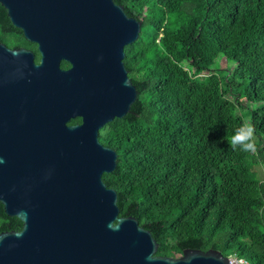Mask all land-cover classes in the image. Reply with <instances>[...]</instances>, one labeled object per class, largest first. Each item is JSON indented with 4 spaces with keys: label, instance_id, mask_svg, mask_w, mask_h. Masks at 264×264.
Segmentation results:
<instances>
[{
    "label": "trees",
    "instance_id": "trees-1",
    "mask_svg": "<svg viewBox=\"0 0 264 264\" xmlns=\"http://www.w3.org/2000/svg\"><path fill=\"white\" fill-rule=\"evenodd\" d=\"M115 1L143 22L124 57L138 98L100 131L118 153L103 178L120 216L152 231L158 255L212 248L264 264V0ZM12 25L0 3V34ZM245 123L249 152L230 144ZM22 227L0 202V233Z\"/></svg>",
    "mask_w": 264,
    "mask_h": 264
},
{
    "label": "water",
    "instance_id": "water-1",
    "mask_svg": "<svg viewBox=\"0 0 264 264\" xmlns=\"http://www.w3.org/2000/svg\"><path fill=\"white\" fill-rule=\"evenodd\" d=\"M0 3L41 55L0 42V202L23 222L0 233V264H231L212 248L158 255L103 178L118 153L100 131L139 94L124 57L142 20L115 0Z\"/></svg>",
    "mask_w": 264,
    "mask_h": 264
},
{
    "label": "flooded vegetation",
    "instance_id": "flooded-vegetation-1",
    "mask_svg": "<svg viewBox=\"0 0 264 264\" xmlns=\"http://www.w3.org/2000/svg\"><path fill=\"white\" fill-rule=\"evenodd\" d=\"M15 29H18V31H7L5 33H1L0 35L3 37L4 40H0V42L4 43L6 46H8L11 49H29L32 50L35 54V62L40 63V52L38 49V44L35 42L29 41L24 32L16 27L15 25H12ZM14 36L22 37V40H15ZM25 40V41H24ZM71 67V64L69 63L68 67H65V69H68ZM71 124V123H70Z\"/></svg>",
    "mask_w": 264,
    "mask_h": 264
},
{
    "label": "clouds",
    "instance_id": "clouds-1",
    "mask_svg": "<svg viewBox=\"0 0 264 264\" xmlns=\"http://www.w3.org/2000/svg\"><path fill=\"white\" fill-rule=\"evenodd\" d=\"M254 129L250 123H245L236 128L230 138L233 149L249 152L253 149Z\"/></svg>",
    "mask_w": 264,
    "mask_h": 264
},
{
    "label": "rangeland",
    "instance_id": "rangeland-1",
    "mask_svg": "<svg viewBox=\"0 0 264 264\" xmlns=\"http://www.w3.org/2000/svg\"><path fill=\"white\" fill-rule=\"evenodd\" d=\"M221 63L223 66H225L226 58H223L221 60ZM254 170L257 172L259 178L264 179V164L261 163V164L254 166Z\"/></svg>",
    "mask_w": 264,
    "mask_h": 264
},
{
    "label": "built area",
    "instance_id": "built-area-1",
    "mask_svg": "<svg viewBox=\"0 0 264 264\" xmlns=\"http://www.w3.org/2000/svg\"><path fill=\"white\" fill-rule=\"evenodd\" d=\"M229 258L231 264H249V262L246 259L240 258L236 255H230Z\"/></svg>",
    "mask_w": 264,
    "mask_h": 264
}]
</instances>
